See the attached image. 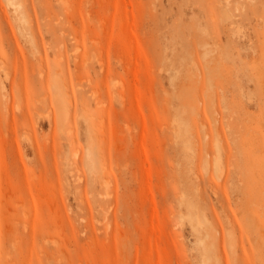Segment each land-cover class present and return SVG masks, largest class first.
Segmentation results:
<instances>
[{
	"label": "rangeland",
	"instance_id": "1",
	"mask_svg": "<svg viewBox=\"0 0 264 264\" xmlns=\"http://www.w3.org/2000/svg\"><path fill=\"white\" fill-rule=\"evenodd\" d=\"M0 264H264V0H0Z\"/></svg>",
	"mask_w": 264,
	"mask_h": 264
},
{
	"label": "bare ground",
	"instance_id": "2",
	"mask_svg": "<svg viewBox=\"0 0 264 264\" xmlns=\"http://www.w3.org/2000/svg\"><path fill=\"white\" fill-rule=\"evenodd\" d=\"M228 13V12H227ZM228 17V16H227ZM209 53V52H208ZM208 53H207V55H208ZM212 52H210V54H211ZM211 56V55H210ZM199 70V69H198ZM59 83V82H58ZM59 85H61L60 83H59ZM65 93H67V92H65ZM64 93V94H65ZM61 109V108H60ZM59 111V110H58ZM61 112V111H60ZM255 221H256V219H255ZM210 233H211V231H210ZM211 236V235H210ZM209 238V237H208ZM209 242H210V240H209ZM210 245V244H209ZM205 249H206V247H205Z\"/></svg>",
	"mask_w": 264,
	"mask_h": 264
}]
</instances>
